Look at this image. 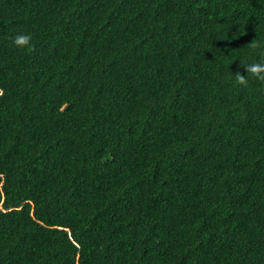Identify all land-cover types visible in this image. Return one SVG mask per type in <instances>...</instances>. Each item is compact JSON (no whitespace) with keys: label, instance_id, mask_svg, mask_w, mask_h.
<instances>
[{"label":"trees","instance_id":"16d2710c","mask_svg":"<svg viewBox=\"0 0 264 264\" xmlns=\"http://www.w3.org/2000/svg\"><path fill=\"white\" fill-rule=\"evenodd\" d=\"M261 61L264 0H0V264H264Z\"/></svg>","mask_w":264,"mask_h":264},{"label":"clouds","instance_id":"9594fccd","mask_svg":"<svg viewBox=\"0 0 264 264\" xmlns=\"http://www.w3.org/2000/svg\"><path fill=\"white\" fill-rule=\"evenodd\" d=\"M13 43L18 48H31L32 47V35L30 33L18 32L13 38ZM251 49H256L259 45L253 41L248 45ZM244 70L248 73V77L246 78L240 72H237L235 76V80L239 85L247 87L249 76L254 77L258 81L264 82V61L255 62V63H244L242 64ZM4 95L3 89H0V96Z\"/></svg>","mask_w":264,"mask_h":264}]
</instances>
